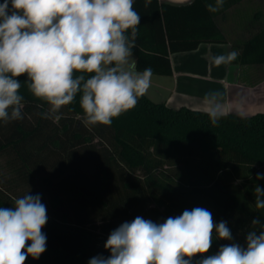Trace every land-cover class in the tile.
Returning a JSON list of instances; mask_svg holds the SVG:
<instances>
[{
  "label": "trees",
  "instance_id": "1",
  "mask_svg": "<svg viewBox=\"0 0 264 264\" xmlns=\"http://www.w3.org/2000/svg\"><path fill=\"white\" fill-rule=\"evenodd\" d=\"M242 1L225 0L211 13L206 6L215 0H150L147 6L134 0L141 17L132 49L136 69L172 75V53L228 42L240 54L233 64L264 66L263 9L248 37L230 41L218 25L217 16ZM19 80L23 119L0 121V207L39 194L48 216L46 251L25 264L108 257L109 234L137 216L162 223L185 209L206 208L217 224L227 222L233 240L214 237L205 256L233 242L246 247L252 220L264 224L254 193L256 185L264 188V179H256L264 174V112L223 114L213 125L206 111L173 108L145 95L110 126L86 127L80 93L57 113L59 120L45 119L48 105L28 91L26 75Z\"/></svg>",
  "mask_w": 264,
  "mask_h": 264
},
{
  "label": "clouds",
  "instance_id": "2",
  "mask_svg": "<svg viewBox=\"0 0 264 264\" xmlns=\"http://www.w3.org/2000/svg\"><path fill=\"white\" fill-rule=\"evenodd\" d=\"M225 0L208 4L220 11ZM150 3V0H146ZM134 0H3L0 3V121L23 119L24 97L20 77H27L28 91L48 105L41 115L59 120L63 106L78 93L83 123L110 126L113 118L136 107L151 87L153 70L129 68L140 15ZM239 52L216 55V67L235 61ZM221 93L209 91L204 101L213 125L223 115ZM42 106V105H41ZM256 179H264L257 173ZM255 207L264 209V188L254 187ZM47 208L39 194L15 199L14 206L0 207V264H25L46 251L42 229ZM246 247L221 245L209 252L214 237L232 241L226 221L218 224L206 208L185 209L162 223L137 216L113 230L104 248L88 264H264V224L253 219ZM259 226V230H257ZM30 242V243H29Z\"/></svg>",
  "mask_w": 264,
  "mask_h": 264
},
{
  "label": "crops",
  "instance_id": "3",
  "mask_svg": "<svg viewBox=\"0 0 264 264\" xmlns=\"http://www.w3.org/2000/svg\"><path fill=\"white\" fill-rule=\"evenodd\" d=\"M182 5L194 0H159ZM264 0H243L217 16V22L230 41L245 38L259 26ZM232 51L231 43H202L197 49L170 55L173 74H153L147 96L155 102L165 101L170 107H189L206 111L205 93L219 91L223 114L243 116L264 112V66L228 64L216 67L212 58ZM136 56L129 58L131 68ZM158 97V98H156Z\"/></svg>",
  "mask_w": 264,
  "mask_h": 264
},
{
  "label": "rangeland",
  "instance_id": "4",
  "mask_svg": "<svg viewBox=\"0 0 264 264\" xmlns=\"http://www.w3.org/2000/svg\"><path fill=\"white\" fill-rule=\"evenodd\" d=\"M2 2H3V0H0V3H2ZM156 98H158V97H156ZM84 215H85V213H84ZM135 218H136V217H135ZM133 219H134V218H133ZM133 219H132V220H133ZM126 220H127V218L124 217V219H123L122 221H126ZM132 220H131V221H132Z\"/></svg>",
  "mask_w": 264,
  "mask_h": 264
}]
</instances>
